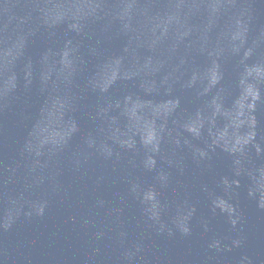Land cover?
<instances>
[{
  "label": "water",
  "instance_id": "water-1",
  "mask_svg": "<svg viewBox=\"0 0 264 264\" xmlns=\"http://www.w3.org/2000/svg\"><path fill=\"white\" fill-rule=\"evenodd\" d=\"M0 264H264V0H0Z\"/></svg>",
  "mask_w": 264,
  "mask_h": 264
}]
</instances>
